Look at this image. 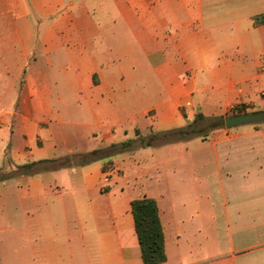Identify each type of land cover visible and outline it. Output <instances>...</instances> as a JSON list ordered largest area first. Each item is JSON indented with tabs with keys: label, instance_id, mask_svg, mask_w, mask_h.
I'll use <instances>...</instances> for the list:
<instances>
[{
	"label": "crops",
	"instance_id": "obj_1",
	"mask_svg": "<svg viewBox=\"0 0 264 264\" xmlns=\"http://www.w3.org/2000/svg\"><path fill=\"white\" fill-rule=\"evenodd\" d=\"M261 14L264 0H0V264H143V196L159 208L158 264H264V242L244 238L264 225V190L246 182L262 123L210 138L220 204L201 218L180 200L195 189L191 141L140 144L198 112L264 109Z\"/></svg>",
	"mask_w": 264,
	"mask_h": 264
},
{
	"label": "trees",
	"instance_id": "obj_2",
	"mask_svg": "<svg viewBox=\"0 0 264 264\" xmlns=\"http://www.w3.org/2000/svg\"><path fill=\"white\" fill-rule=\"evenodd\" d=\"M264 21V14L255 17V22ZM245 110H235L233 113H243ZM230 114V115H234ZM198 112L194 119L184 126L172 128L159 133H152L140 138V144L149 146L168 142L187 140L194 136L206 139L208 131L224 126L221 116L209 119ZM256 124V123H255ZM131 140L112 143L103 148L93 149L83 155L85 161L113 155L131 144ZM17 169L33 170V162L19 165ZM27 172V171H26ZM134 229L137 236L140 257L143 264H158L166 259L163 228L159 217L157 202L152 197H139L131 201Z\"/></svg>",
	"mask_w": 264,
	"mask_h": 264
},
{
	"label": "rangeland",
	"instance_id": "obj_3",
	"mask_svg": "<svg viewBox=\"0 0 264 264\" xmlns=\"http://www.w3.org/2000/svg\"><path fill=\"white\" fill-rule=\"evenodd\" d=\"M264 110V109H262ZM235 109L231 110L227 115L234 114ZM219 117V116H216ZM222 119L224 116H221ZM214 117H209L212 119ZM207 120V121H208ZM262 123L260 125H264V121L259 122ZM243 127V126H242ZM249 127V126H244ZM225 128V126L219 127ZM218 129H212L208 131L206 138L202 139L200 136H194L187 140L191 141L192 151L199 158V163L196 172V182L195 185L192 184L191 190L189 194H182L180 196V200L182 201L183 210H186L187 213H190L192 218H196L195 211L199 210V218L202 217L203 213L211 211V205L215 204L217 211L219 210L218 205L220 204V200L218 196L212 193L214 189L217 187V178L215 173V164H213V149L210 144V138L216 136ZM7 144H10V140H8ZM258 155V159L261 163H254V160L248 162L246 164L248 175L252 177L246 180L247 186L248 184H252L251 186L258 188L260 190H264V149ZM256 156V154H254ZM106 167V166H105ZM26 169H14L11 173L16 172H26ZM211 189V200L210 203L207 201V198H210V195L207 194L206 190ZM184 190V189H183ZM259 199V203H257V210L264 215V192L261 195L256 196ZM248 202V201H247ZM249 203H247L248 205ZM216 212V211H215ZM245 241L247 244L251 242H264V225H259L258 223L254 226H247L245 230Z\"/></svg>",
	"mask_w": 264,
	"mask_h": 264
},
{
	"label": "water",
	"instance_id": "obj_4",
	"mask_svg": "<svg viewBox=\"0 0 264 264\" xmlns=\"http://www.w3.org/2000/svg\"><path fill=\"white\" fill-rule=\"evenodd\" d=\"M264 121V110L225 115L223 118L226 128H233L246 124H255Z\"/></svg>",
	"mask_w": 264,
	"mask_h": 264
},
{
	"label": "built area",
	"instance_id": "obj_5",
	"mask_svg": "<svg viewBox=\"0 0 264 264\" xmlns=\"http://www.w3.org/2000/svg\"><path fill=\"white\" fill-rule=\"evenodd\" d=\"M104 171L107 175L110 176L113 173H117L119 171V168L117 167V165L114 162H108Z\"/></svg>",
	"mask_w": 264,
	"mask_h": 264
}]
</instances>
